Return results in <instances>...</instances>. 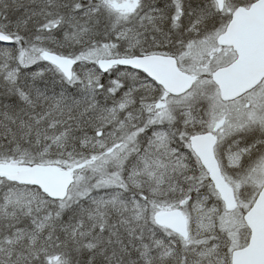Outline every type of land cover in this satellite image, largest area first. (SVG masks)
<instances>
[{
  "label": "snow or ice",
  "instance_id": "snow-or-ice-1",
  "mask_svg": "<svg viewBox=\"0 0 264 264\" xmlns=\"http://www.w3.org/2000/svg\"><path fill=\"white\" fill-rule=\"evenodd\" d=\"M0 264H264V0H0Z\"/></svg>",
  "mask_w": 264,
  "mask_h": 264
}]
</instances>
